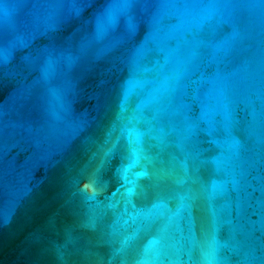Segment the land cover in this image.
Masks as SVG:
<instances>
[{
    "label": "water",
    "instance_id": "95a60500",
    "mask_svg": "<svg viewBox=\"0 0 264 264\" xmlns=\"http://www.w3.org/2000/svg\"><path fill=\"white\" fill-rule=\"evenodd\" d=\"M0 264H264V0H0Z\"/></svg>",
    "mask_w": 264,
    "mask_h": 264
}]
</instances>
